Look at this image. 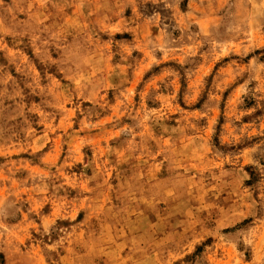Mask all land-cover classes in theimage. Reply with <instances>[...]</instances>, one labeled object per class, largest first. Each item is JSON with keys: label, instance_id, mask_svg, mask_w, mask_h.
Wrapping results in <instances>:
<instances>
[{"label": "rangeland", "instance_id": "obj_1", "mask_svg": "<svg viewBox=\"0 0 264 264\" xmlns=\"http://www.w3.org/2000/svg\"><path fill=\"white\" fill-rule=\"evenodd\" d=\"M0 264H264V0H0Z\"/></svg>", "mask_w": 264, "mask_h": 264}]
</instances>
